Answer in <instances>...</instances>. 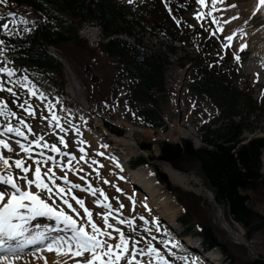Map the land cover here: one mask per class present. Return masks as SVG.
Returning a JSON list of instances; mask_svg holds the SVG:
<instances>
[{"label": "rangeland", "instance_id": "obj_1", "mask_svg": "<svg viewBox=\"0 0 264 264\" xmlns=\"http://www.w3.org/2000/svg\"><path fill=\"white\" fill-rule=\"evenodd\" d=\"M154 1H160L169 9L172 0H152L151 3ZM221 1L192 0L187 9L183 0L178 3L183 5L179 8L180 14L171 11L174 15L170 20L157 14L161 25L169 21L175 23L176 40L180 44L173 43L181 45L164 64L165 91L157 95V108L164 123L161 127L142 124L141 104L131 100L128 81L118 76L114 61L103 52L102 44L106 40L98 27L86 24L79 27L78 35L85 41L83 44L49 48V54L60 59L63 65L64 83L54 78L47 93L33 88L28 78L34 73L33 68L11 67L0 55V149L3 157L8 155L9 161L0 159L2 177L23 189L24 182L33 178H30L33 170L42 167L40 177L33 175L47 197L39 203L27 201L28 205L52 211L61 221L69 217L73 230L81 238L75 247L77 255L66 257L67 252L64 256L53 253L58 260L49 263L50 256L41 250L36 255L31 254L41 262L36 264H228L227 260L236 264H264V183L247 192L250 205L262 217L253 220L248 229L231 218L225 203H217L224 218L236 223L229 222L240 233L242 240L238 241L222 228L218 207L204 194L203 187L209 186L195 161L182 163L186 171L181 172L200 181V184L191 182L189 190L172 182L163 171L164 163L154 159L162 142H189L194 148L202 147L201 138L206 137L207 130L214 128L219 120L220 102L189 88L196 72L202 73L201 68L210 70L207 74L220 69L214 76L221 75L223 81L241 94L239 109L244 112L247 101L255 109L242 126L240 142L235 146L264 138V45H253L249 33L252 29L244 33L246 38H228L231 19L227 22V9H223L225 5ZM255 1L251 2H259ZM120 3L126 6L127 14L123 23L125 30L117 36L126 39L135 33L144 42L154 44L150 39L157 29L153 28L154 24L147 25L152 18L147 14L149 8L153 10L150 1L120 0ZM226 4V8L232 5ZM2 6L4 1L0 0L2 29L7 28L6 32L11 34H31L35 22H39L36 14L23 6L15 10ZM152 15L156 21L155 13ZM141 22L145 27L139 24ZM219 24L223 50L217 52L215 48L219 44L216 46L215 42L207 49L202 48L200 38L209 39ZM203 28L205 33L198 35L196 32ZM186 49L191 53L185 58L182 56ZM242 51L248 54L238 62L233 53ZM224 54H230L231 58L222 62ZM20 68L25 74L18 72ZM115 129L123 136L116 135ZM129 132L134 145L123 157L118 155L123 150L115 147L114 142L125 139ZM18 144L33 147L29 159L14 151L13 147L23 149ZM142 145L150 146V150H143ZM138 156L145 162L131 167ZM58 159L63 163L58 164ZM260 160L264 179V149ZM159 173L170 186L194 197L183 196L180 202L166 183L159 181ZM134 175L141 186L150 190L151 199L130 183ZM187 207L191 210L189 217L185 215ZM186 227H190L189 232H185ZM204 228H210L213 240L219 245L212 246L202 236ZM2 234L0 230V236ZM57 237L66 240L64 234ZM67 243L72 246L71 241ZM36 249L38 247L27 248L24 250L27 254H5L3 258L9 264H28L24 260ZM10 257L14 258L8 259Z\"/></svg>", "mask_w": 264, "mask_h": 264}, {"label": "trees", "instance_id": "obj_2", "mask_svg": "<svg viewBox=\"0 0 264 264\" xmlns=\"http://www.w3.org/2000/svg\"><path fill=\"white\" fill-rule=\"evenodd\" d=\"M4 9H19L23 6L30 9L39 18L31 34H11L6 32L7 28L0 27V55L11 67L29 66L34 73L28 75L30 82L38 91L47 93L54 78L63 81L64 69L58 58L49 54V48L60 47L73 43L83 44L85 41L78 35L79 27L82 24L98 27L102 34L103 52L114 61V68L118 71V76L128 81L127 92L131 100L141 104L139 107L143 125L149 127L163 126V120L158 112V94L165 91L164 83V64L167 62L166 56L161 52H154L142 45L140 42H127L117 35L123 30L125 23L124 16L127 14L123 5H117L114 0H3ZM150 3L152 0H149ZM183 0H172L169 2V9L164 7L160 1L151 3L153 10L149 8L147 13L151 20L147 22L149 26L177 39L178 29L172 21L161 25L157 14H162L165 18L171 19V11L178 13L183 5ZM184 6L189 9L192 0H184ZM169 11V12H168ZM166 12V13H165ZM169 14H168V13ZM155 13L154 20L153 15ZM169 19V20H170ZM142 27L144 22L139 23ZM184 26V23H182ZM179 26V25H178ZM210 26V23H209ZM145 27V26H144ZM220 24L217 31H213L209 39L200 38L202 48L207 49L214 44L215 49L220 53L223 50L224 40L220 34ZM180 30V29H179ZM195 31V29H194ZM196 33L203 35L204 28ZM182 39V38H181ZM172 51V49H171ZM248 51L233 53L241 62ZM243 55H245L243 57ZM230 54H224L221 58L230 59ZM199 65V64H197ZM200 67V66H199ZM196 66L194 68V71ZM199 69V68H198ZM90 72L89 69H86ZM202 73L195 74V78L190 82L189 88L201 96H209L221 104L219 120L214 128L208 129L206 137H202V147L194 148L189 142L169 143L162 142L159 146V154L154 158L171 164L174 168L186 171L182 166L183 162L195 161L200 172L207 181L208 186L216 195V201L225 203L231 218L248 229L249 224L257 217L262 218L250 205L248 191L255 189L264 183L261 174V151L264 148V138H257L246 144H239L242 126L245 121L255 112L252 103L247 101L246 108L242 112L240 101L241 94L229 83L223 81L221 75H215L220 69L213 73L210 70H203ZM19 73H24L19 69ZM220 74V73H219ZM220 77V78H219ZM8 79V78H6ZM112 128V127H111ZM117 135L121 131L114 130ZM143 150H150V146L141 147ZM145 161L138 156L133 159L131 167L143 164ZM159 181L166 183L168 189L182 202V197L190 199L194 197L177 187L170 186L166 177L159 173ZM191 210L187 207L186 217H189ZM186 223V219H181ZM208 229V230H207ZM203 230L202 236L212 243H215L210 228ZM190 227L185 228L189 232ZM228 264H236L235 261L227 260Z\"/></svg>", "mask_w": 264, "mask_h": 264}, {"label": "bare ground", "instance_id": "obj_3", "mask_svg": "<svg viewBox=\"0 0 264 264\" xmlns=\"http://www.w3.org/2000/svg\"><path fill=\"white\" fill-rule=\"evenodd\" d=\"M222 1L221 2L223 6L225 5L223 9L224 10L227 9V17H228V18L226 17L227 22H230L229 18L231 19L227 32L228 38L230 39V36H237L243 38L245 37L244 33L248 31V29H252V31H250L249 33L252 34L251 40L253 42V45L256 47L263 46L264 45V0H258L259 2H257L256 0L255 2H257V4L251 2L253 0H222ZM226 3L228 4L232 3V5L230 4V7L226 8L227 5ZM150 40L154 41V45L153 43H149L151 46H153V48L159 47L158 49L161 50H166L167 45L169 44V42H167V40L160 35H154V38H151ZM9 140H12V138ZM132 140H133L132 134L129 132L125 136V139H120L118 141L116 140V142H114L116 144L115 147H119L121 150H123V151H119L118 155L125 156L130 152L131 146L134 145L133 143H131ZM7 145L9 146V144ZM18 145L21 146L20 144ZM10 147L12 146L10 145ZM22 148L23 149L19 151L17 147L15 148L13 147L14 151L17 154L20 155L25 154L26 158L29 159L32 156L31 150L33 149V147L29 146L27 148L26 147H22ZM3 156H4L3 150L0 149V159L6 158L5 161H7L8 163L9 162L7 160L8 155L7 157L6 156L3 157ZM116 156L117 155L115 154V157ZM25 162L28 164V161L25 160ZM110 162L112 163V165H115L114 161L110 160ZM57 163L60 164L63 163V161L58 159ZM162 163H164L163 171L167 174L168 178L172 182L178 184L179 186L185 189L186 188L189 189L188 185L191 184V182H194L195 184H200L199 183L200 181L196 179L194 176L188 175L184 172L174 169L169 163L161 162V164ZM1 166L2 164L0 162V230L3 232L2 236H0V254H1L0 264L2 263L6 264L5 263L6 261L7 263L9 262L8 260L5 261L3 255L6 254L13 256L18 254H27L24 250L31 247H38V249H36V251L34 252H29L28 255L35 254L36 252L38 253L39 251L44 250L45 253L48 256H50V258L48 257L49 263L58 260V258H56V256L53 255V253L56 254L57 256L58 255L62 256L61 254L67 252L66 257L67 256L69 257L68 254L74 256L77 255L78 252H75V247L80 244L81 238L78 237L76 231L73 230L74 226H72V221H69V217H66L65 220L61 221L59 220L60 217L55 216L53 214L54 212L52 211L44 210L36 205H32V206L28 205L29 201H35L39 203L42 199H44V197H47L45 194L42 193L41 183L40 182L38 183L37 177L34 179L35 176L33 175L34 173H36V176L39 175L40 177V169H42V167H39L37 171L35 169L33 170V173L30 175V178L31 176L33 178H31L30 180L27 179L26 182H24L23 184V189H21L11 184L8 181V179L2 177L3 170ZM30 168L32 169V167ZM136 177L137 176L134 175V178L130 179V183L138 187L147 196V198L151 199L149 197L151 196L150 190L146 189L147 187L145 188L142 184V186L144 187L143 188L140 184L139 179H137ZM203 189L205 192L204 194L205 195L207 194L206 196L211 198L212 192L210 191V189H208V187H203ZM128 200H133V199L130 198ZM105 210L111 213V211L107 210V208ZM133 211L134 210H132V212ZM220 213L222 216V220L220 222L222 228L228 233L230 237L238 241H241L242 239L240 238V233H237V231L229 223V222H233V223L235 222L232 220L227 221L224 218V215L219 207L218 214ZM5 219H8L7 220L8 222H5L6 221ZM60 234H64L66 240L64 239L62 240L61 237L58 238L57 236H59ZM67 240L72 242V246L67 243ZM84 246L87 247L86 245ZM13 258L10 257L8 259H13ZM63 258L64 257H62V259ZM37 260H38L37 256L35 257L31 255L28 259H25L24 262L26 261L28 262V264L41 263L38 262Z\"/></svg>", "mask_w": 264, "mask_h": 264}, {"label": "water", "instance_id": "obj_4", "mask_svg": "<svg viewBox=\"0 0 264 264\" xmlns=\"http://www.w3.org/2000/svg\"><path fill=\"white\" fill-rule=\"evenodd\" d=\"M211 200H212V202H213L217 207H219L218 204H217V202H216V199H215V194H213V195L211 196ZM219 219L222 220V216H221V214L219 215Z\"/></svg>", "mask_w": 264, "mask_h": 264}]
</instances>
